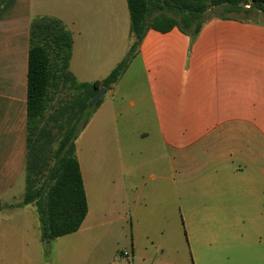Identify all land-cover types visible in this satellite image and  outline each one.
<instances>
[{"label":"crops","instance_id":"1","mask_svg":"<svg viewBox=\"0 0 264 264\" xmlns=\"http://www.w3.org/2000/svg\"><path fill=\"white\" fill-rule=\"evenodd\" d=\"M39 17L77 25L69 69L79 83L103 81L134 41L127 0H0V212L4 202L12 211L0 213V264H36L43 255L32 251L16 199ZM106 95L76 140L89 206L82 226L96 189L103 217L132 213L139 224L172 227L174 264H264V22L214 18L194 41L178 28L149 29ZM151 158L155 172L145 181L136 164Z\"/></svg>","mask_w":264,"mask_h":264},{"label":"trees","instance_id":"2","mask_svg":"<svg viewBox=\"0 0 264 264\" xmlns=\"http://www.w3.org/2000/svg\"><path fill=\"white\" fill-rule=\"evenodd\" d=\"M131 36L127 56L101 82L79 83L69 71L73 37L53 17L35 18L30 33L27 98V190L23 205H34L39 217L42 242L78 232L89 206L76 140L101 104L91 101L102 87L110 90L129 68L149 29L166 33L174 28L194 41L215 16L239 19L264 14V0H127ZM249 20V19H248ZM258 21V20H254ZM70 82L74 97L48 115L53 90ZM57 124V132L54 125ZM58 134V135H57ZM57 143V147L54 144ZM39 178H43L38 184Z\"/></svg>","mask_w":264,"mask_h":264},{"label":"rangeland","instance_id":"3","mask_svg":"<svg viewBox=\"0 0 264 264\" xmlns=\"http://www.w3.org/2000/svg\"><path fill=\"white\" fill-rule=\"evenodd\" d=\"M217 15H222V13H219V11L209 13V16H215L212 19H223ZM231 16L264 22V14L249 17L245 14L235 13L231 14ZM69 27L71 34L72 32H77V25H74L73 22L69 23ZM73 70H76V68L74 67ZM69 71L71 72L70 69ZM75 93L76 91L70 82L60 84L57 90H53L48 115L71 100ZM56 125L53 127L55 132H57ZM54 147H57V143L54 144ZM136 165L138 171L143 170L145 181L155 172L152 158L141 161ZM117 166L120 167V164H117ZM42 180L43 178H39L38 184L42 183ZM22 185V190L16 197L17 201H22L25 198L28 185L26 174L24 175V183L20 186ZM89 193L91 213L86 224L74 234L47 242H42L40 221L35 206L27 205L25 208L17 210L19 214L18 220L27 219L31 226L29 230L32 251L43 254L42 256H35L34 261L36 264H174L175 259L171 255V247H176V240H174L175 236L172 227H163L159 222H146L145 225L139 224L137 217L133 216L132 213L128 214L127 220L121 221H113L112 216L116 215L115 212L110 213L112 218L103 217L101 213H104L103 211H105L106 207L104 206L105 200L101 193L97 192L96 189L91 190V188H89ZM9 205L6 202L2 203L3 208L0 212L2 217L12 212L8 210ZM170 235H172V244ZM176 237L178 247L184 243V232L180 227V222L176 227ZM133 242L136 243L135 259L132 256ZM158 246L161 247V250L164 249L163 255ZM60 253H78L80 255H77V259H68L59 255ZM98 254L103 255L97 257ZM184 258H186V252H184Z\"/></svg>","mask_w":264,"mask_h":264},{"label":"water","instance_id":"4","mask_svg":"<svg viewBox=\"0 0 264 264\" xmlns=\"http://www.w3.org/2000/svg\"><path fill=\"white\" fill-rule=\"evenodd\" d=\"M107 93V89L102 87L98 90V92L96 93L95 97L93 98V100L91 101V106L96 105V103L102 99Z\"/></svg>","mask_w":264,"mask_h":264},{"label":"built area","instance_id":"5","mask_svg":"<svg viewBox=\"0 0 264 264\" xmlns=\"http://www.w3.org/2000/svg\"><path fill=\"white\" fill-rule=\"evenodd\" d=\"M127 255V254H126Z\"/></svg>","mask_w":264,"mask_h":264}]
</instances>
